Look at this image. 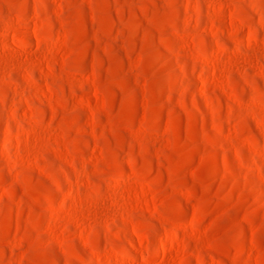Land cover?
<instances>
[{
    "label": "rangeland",
    "instance_id": "374dc122",
    "mask_svg": "<svg viewBox=\"0 0 264 264\" xmlns=\"http://www.w3.org/2000/svg\"><path fill=\"white\" fill-rule=\"evenodd\" d=\"M0 264H264V0H0Z\"/></svg>",
    "mask_w": 264,
    "mask_h": 264
}]
</instances>
